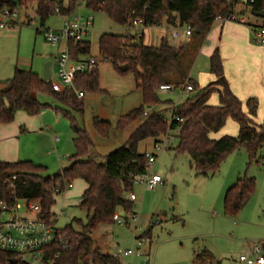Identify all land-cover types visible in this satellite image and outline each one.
Instances as JSON below:
<instances>
[{"label": "trees", "instance_id": "1", "mask_svg": "<svg viewBox=\"0 0 264 264\" xmlns=\"http://www.w3.org/2000/svg\"><path fill=\"white\" fill-rule=\"evenodd\" d=\"M82 3L91 13L104 14L127 30L123 35L103 34L98 41L99 55L111 63L118 73H132L136 88L142 93V105L120 118L117 129L124 131L140 121L142 123L131 134L126 145L98 163L89 158L93 143L73 115L84 111L74 91L68 88L58 92L51 80L44 81L32 70L15 69L11 79L0 81V127L12 123L18 112L36 116L50 108L49 104L38 101L39 94H47L62 106L64 116L71 121L76 153L70 158L69 167L55 176H46L47 169L32 161H0V202L10 203L18 199L39 204L44 219L53 224L56 215L52 209L57 196L65 193L74 181H84L87 188L79 207L88 212V224L84 225L76 219V226H80L82 232H78L73 225L63 229L70 242L69 249L61 251L53 246L45 260L54 261L55 264H121L114 256L101 253L92 235L100 226L114 224V216L120 211L132 212L133 202L127 197L133 193L136 177L147 173L146 155L138 151L142 142L154 140L158 144L168 134L175 132L178 140L175 151L191 157V166L198 176L215 174L222 162L240 148H245L248 153V166L258 164L264 149V124L254 122L259 102L249 99L243 103L233 93L218 49L210 60V73L215 81L201 90L183 71L181 60L185 46H173L164 38L158 47H149L143 34L130 33L134 21H140L145 28L166 26L168 29L190 30L191 35H207L218 20L240 23V18L246 15L248 20L250 16L257 17L258 13L264 12V0H248L247 3L240 0H68L67 3L57 0H0L1 6H18L26 10L33 7L42 28L55 15H74ZM239 6L245 10L239 11ZM249 21L247 24L254 30L264 29V19L262 24ZM30 22L29 18L25 25ZM40 32L37 30V33ZM68 49L74 61L89 57L91 53L88 41H70ZM125 65L128 71L122 72L121 67ZM174 74H178V77L173 79L171 76ZM186 84L193 85L192 93L196 95L181 105H173L169 110L171 123L168 111L148 115V110L163 104L159 97L161 86L182 87ZM74 85L84 95L103 93L98 67L91 73L75 75ZM215 93L219 103L213 106L210 99ZM228 120L238 125V135L213 139L212 135L221 132ZM95 127L104 137L112 129L109 122L100 120H96ZM261 159L264 160L263 157ZM256 188L254 178H238L225 193L226 216L236 218L249 203ZM58 253L59 257L55 259ZM15 260L17 264H24L15 253L0 250V264H13ZM215 261L214 255L206 249L195 254V264H213Z\"/></svg>", "mask_w": 264, "mask_h": 264}, {"label": "rangeland", "instance_id": "2", "mask_svg": "<svg viewBox=\"0 0 264 264\" xmlns=\"http://www.w3.org/2000/svg\"><path fill=\"white\" fill-rule=\"evenodd\" d=\"M68 0H64L67 3ZM239 11L245 10L239 6ZM31 20L29 25L21 23L4 31L0 38V81L13 77L15 69H32L42 78L46 64H51V81L53 85L59 83L56 57L66 48L61 42L59 45L50 44L45 36L47 32L54 34L60 31L66 21V16L55 15L42 28L37 19L35 9L29 7L25 12ZM94 18V29L87 40L91 45L90 56H99V38L103 34L123 35L127 30L113 23L104 14H93L82 3L74 15L82 18L90 15ZM250 20V21H249ZM244 16L240 23L262 24L263 19ZM216 22L207 35L193 34L192 38L178 30L180 39L172 38V30L164 27L150 28L145 32V44L149 47H158L163 37L171 45L183 44L185 52L181 64L187 76L195 81L200 89H204L214 82L210 73V60L217 49H220L222 30ZM141 27L132 29L136 34ZM40 30V33H37ZM100 75V89L103 93H86L84 99H78L83 105V113L73 114L80 128L87 132L93 147L89 158L102 163L107 155L123 147L131 134L139 127L142 121L124 131L117 129L120 118L142 105V93L136 88L132 73L120 74L111 63H101L98 66ZM174 74L171 78L178 77ZM177 86V85H176ZM64 91V90H63ZM196 93H186L181 86L173 92H159L163 104L148 110V115L168 111L173 105H181ZM212 100L219 97L215 93ZM38 101L49 104L39 115L30 116L18 112L10 124H18L19 113L30 119H40L42 132H25L20 138V152L22 161H32L45 167L46 176H55L69 167L70 158L75 155L71 121L63 114V108L47 94H39ZM171 102V103H168ZM213 105V104H212ZM218 105V104H215ZM58 109V110H57ZM96 120L109 122L112 126L107 137L99 134L95 127ZM264 124V107L262 114L256 121ZM29 126L31 127L30 123ZM222 134L237 136L238 125L228 120L221 131ZM60 139L57 147L54 138ZM170 145H161L163 151H155V141L146 140L139 145L141 154L156 153V162L149 171L162 179V185L149 189L143 185H135L133 194L136 200L132 203V212L120 211V214L129 219L130 225L100 226L92 235L95 246L105 255L115 256L119 251L141 250L145 256L141 258L123 257L121 264H195V254L205 249L210 251L216 261L213 264H244L240 257L254 246L261 247L264 255V149L259 156V163L248 166L249 156L245 148L232 152L220 165L215 174L198 176L191 166L192 159L187 154H178L176 133L172 132L163 138ZM56 149L58 151L56 152ZM254 178L257 183L256 192L236 218L225 214L224 197L226 191L240 177ZM85 190V183L76 180L67 187L65 193L56 198L52 212L56 215L53 225L63 230L73 225L78 232L75 220L88 224V212L79 207ZM138 217L135 224L131 218ZM9 215L2 216L7 221ZM148 236V237H146ZM143 238L141 247L138 242ZM146 259V263H143Z\"/></svg>", "mask_w": 264, "mask_h": 264}, {"label": "built area", "instance_id": "3", "mask_svg": "<svg viewBox=\"0 0 264 264\" xmlns=\"http://www.w3.org/2000/svg\"><path fill=\"white\" fill-rule=\"evenodd\" d=\"M241 3H247L248 0H240ZM27 10L18 6L8 7L1 6L0 4V38L3 32L21 23V19L24 18L22 24H26L29 20V16L25 14ZM134 26L141 25L140 21H134ZM94 29V18L88 16L85 18L79 15H72L66 18V21L60 31L54 34L52 32L46 33V40L50 44L59 45L63 42L66 48L63 52L56 57V66L58 68V78L63 86V89H72L77 95L78 99L85 97L84 93L77 90L74 85V77L77 74H86L94 71L101 63H107V60L102 56L96 57H84L82 59L74 61L71 58L68 49V43L70 41L85 42L92 35ZM180 31V30H179ZM187 36H191L190 30L185 31ZM180 36L178 30H174L173 38L178 39ZM253 41L256 44L264 45V29L258 28L253 32ZM55 90L61 92V88L54 85ZM176 89L173 85H163L160 87L159 92H173ZM182 89L186 93H192L194 87L191 84L182 86ZM171 123L172 118H168ZM161 145H170V142L163 141L158 143ZM155 144V151H163L162 146ZM147 159V173L137 176L135 179V185H143L149 189H155L162 185V179L157 174H153L149 171L151 165H153L158 155L156 153H145ZM15 179V178H14ZM128 200L134 202L136 196L133 193L128 195ZM0 250L8 251L18 255V259L24 264H53L54 261L45 260L48 251L51 247H57L61 251H67L70 246L69 239L63 230L56 229L52 223L47 222L42 216V209L39 204L29 203L25 200L14 199L13 202L5 203L0 202ZM126 213V212H125ZM4 215H9L7 221H2L1 218ZM131 220L137 224L138 217L136 214L132 215ZM114 222L123 226L127 225L129 219L124 215L117 213L114 216ZM130 223V222H129ZM143 238L138 242V246L141 247ZM262 254L261 247L254 246L248 252L240 257V262L244 264H264V255ZM141 250L119 251L114 257L121 261L123 257L129 258H143ZM59 257V253L54 256L55 259ZM146 259H143V263H146Z\"/></svg>", "mask_w": 264, "mask_h": 264}, {"label": "crops", "instance_id": "4", "mask_svg": "<svg viewBox=\"0 0 264 264\" xmlns=\"http://www.w3.org/2000/svg\"><path fill=\"white\" fill-rule=\"evenodd\" d=\"M88 16H91V14ZM217 22L220 23V26L218 28L223 29L220 37L221 45L220 49L218 50L220 51L221 57L223 59L226 79L233 93L243 103H246L249 99L258 100V114L254 118V122L258 124L256 121L262 114V108L264 107V45L256 44L253 41L254 27L248 25L247 23L244 24L222 20H218ZM139 27H141L142 29L141 31H138V34H143L145 38V32L150 28H145L142 25H138L134 26L133 29ZM164 27L167 28L166 26ZM164 27L155 28L164 29ZM169 30H172L174 32V30L178 29L171 28ZM180 31L185 33L184 30ZM192 35H186L188 37V40L192 38ZM180 37L181 35L178 39H180ZM164 38L165 37H163L162 39ZM79 59H82V57ZM188 78L191 80L190 76H188ZM213 78L215 81L214 76ZM55 86L60 87L61 92L64 90L61 82L55 83ZM210 104L216 106L215 104H218V100H212L211 98ZM17 116L19 117L18 124H6L0 127V161L7 163L22 161L20 160L21 152L19 151L21 146V135H23V133L25 132H42V124L39 118L29 120L24 116V113H19ZM29 123L31 127L29 126ZM223 136L229 135H225L222 134V132H219L218 134L212 135V138L220 139ZM53 141L56 147L61 142L57 137H55ZM55 150L56 152L58 151V149L56 148ZM86 188L87 185L85 184V190Z\"/></svg>", "mask_w": 264, "mask_h": 264}, {"label": "water", "instance_id": "5", "mask_svg": "<svg viewBox=\"0 0 264 264\" xmlns=\"http://www.w3.org/2000/svg\"><path fill=\"white\" fill-rule=\"evenodd\" d=\"M57 1H59L61 3L64 2V0H57ZM257 17L261 18V19H264V12L258 13ZM50 67H51L50 63L46 64L45 69H44V76H43V80L44 81H50L51 80ZM121 71L122 72L128 71V66L125 65V66L121 67ZM13 264H17V261L16 260L13 261ZM53 264H55V263H53Z\"/></svg>", "mask_w": 264, "mask_h": 264}]
</instances>
